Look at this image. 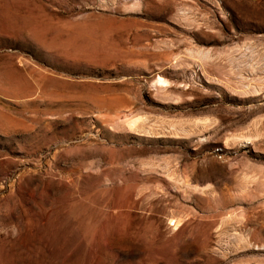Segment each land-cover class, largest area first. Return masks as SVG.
Returning a JSON list of instances; mask_svg holds the SVG:
<instances>
[{"label":"rangeland","instance_id":"374dc122","mask_svg":"<svg viewBox=\"0 0 264 264\" xmlns=\"http://www.w3.org/2000/svg\"><path fill=\"white\" fill-rule=\"evenodd\" d=\"M0 264H264V0H0Z\"/></svg>","mask_w":264,"mask_h":264}]
</instances>
